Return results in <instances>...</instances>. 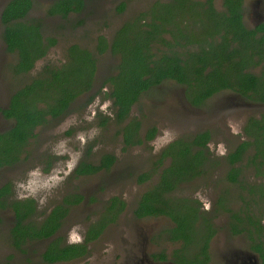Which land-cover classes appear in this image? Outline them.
Returning <instances> with one entry per match:
<instances>
[{"label":"trees","instance_id":"16d2710c","mask_svg":"<svg viewBox=\"0 0 264 264\" xmlns=\"http://www.w3.org/2000/svg\"><path fill=\"white\" fill-rule=\"evenodd\" d=\"M33 2L34 0H6L1 11L0 20L3 27L1 38L6 44V51L15 56L14 62L8 64L13 76L28 73L33 69L35 62L47 54L48 47L57 41L56 37L45 35L44 17H28ZM83 6L84 0H50L45 13L49 17L57 15L66 17L69 12L79 13ZM83 9L85 10L86 6ZM128 26L127 23L116 30L110 45L107 38L102 33L99 34L93 48L95 52L77 43L69 45L64 62L43 66L36 75L15 89L10 96L8 107L0 108L3 117L12 121L8 128L0 132V168L12 166L27 158V146L31 139L39 135L38 130L66 114L76 99L89 95L96 82L99 57L108 52L109 48L112 53L120 55L121 62L115 65V69L113 68L115 72L108 74L100 86L102 88L106 83L109 84L110 91L106 92L105 96L112 99V120L117 127L116 133L121 135L124 149L141 144L145 139L154 136L156 132L154 126H148L141 132V120L131 116V110L133 104L139 101L141 91L156 85L163 76L172 77L173 72L166 71L162 75L156 62L150 64L151 61L145 58L144 48L148 52L151 51L149 44L153 38L147 36L138 38L139 34L136 32L129 38L126 35ZM96 94L97 92H92L86 104L90 103ZM98 116H100L98 124L102 127L107 126L111 120V117L100 113ZM252 129L255 131V128ZM254 131L247 130L252 136ZM209 139L210 134L207 130L199 131L196 134L179 137L164 147L158 154L157 161H154V164H157L156 169L159 168L161 172L156 182L138 198L133 210L138 218L168 216L176 224L171 228L175 233L172 238L181 241L182 249H187L186 245L191 244V238L197 236L195 248L201 252L197 250L189 257L183 253L175 255V260L184 264L201 263L200 257L205 255L204 251L208 246V237L205 233L213 234L216 231L212 219L201 211V204L197 199L175 194L183 183L203 175L208 170L206 167L210 166L211 160L205 155V147ZM252 144V141L239 144L230 151L227 158L231 165L226 171L225 178L229 183L236 184L246 191L244 193L246 197L242 196V193L238 195L244 205H239L237 209L228 207L231 201L224 196L226 191L221 190L215 210L230 213V231L234 234L245 233L247 248L256 251L261 263L264 264V218H262L264 214L260 215L261 211L264 212V142L256 148L253 145L255 153H251L245 163L246 167L254 168L255 175L261 178L259 183L249 182L243 175L241 178V169L232 165L240 162V155ZM87 153L89 155V152ZM115 161V155L107 152L102 153L96 161L86 156L78 162L69 177L76 179L81 175L110 170ZM49 166L47 165L44 170L48 171ZM151 175L149 171L142 172L137 180L141 183L146 182ZM10 195L11 185L6 182L0 187V208H9L12 211L14 223L9 229V236L11 243L18 248L35 239L52 235L69 215L72 205L84 200V195L77 188L70 189L40 221H35L37 214L35 200L33 198L18 200L9 197ZM124 207L123 199L118 196L111 197L99 219L89 225L83 243L61 246L60 238L55 239L42 253L43 260L55 262L85 254L86 243L97 238L107 224L114 222ZM255 208L258 213H254Z\"/></svg>","mask_w":264,"mask_h":264},{"label":"rangeland","instance_id":"374dc122","mask_svg":"<svg viewBox=\"0 0 264 264\" xmlns=\"http://www.w3.org/2000/svg\"><path fill=\"white\" fill-rule=\"evenodd\" d=\"M5 1L0 0V12ZM49 1L34 0L28 17H44L45 35H56L57 42L28 73L13 76L8 64L13 61L14 55H9L3 50L0 39V105L5 103L6 97L14 89L36 75L43 66L64 62L67 45L78 41L93 49L91 40L98 30L109 35L112 28L115 29L114 26L102 27L109 19L105 13L108 4L110 7L109 0H104L103 5L102 2L96 5L97 1L103 0H88L84 13L80 11L71 15V22L46 16L45 9ZM89 13L91 14L88 15ZM130 16H132L130 11L120 13L116 21L117 25ZM78 19L82 21L79 27L74 22ZM112 61V56L107 52L99 57L96 87H99L105 74H110ZM162 88L170 89L171 93L177 92V85L173 81H167ZM102 92L96 94L88 104H86L87 95L76 99L66 114L38 130L39 135L31 139L27 146V158L12 166L0 168V185L4 182L10 183V197L18 200L25 198L35 200L37 204L35 221H40L66 191L78 188L84 192L87 198L85 203L73 207L59 229V234L69 242L81 240L86 226L90 222H95L104 212L103 208L107 206L108 198L116 195L125 202L126 207L117 219L107 225L97 240L90 243L89 255L82 260L63 264H126L131 255H139L142 248L148 256L161 249L166 252L176 249L178 244L166 239L169 237L170 225L167 217L137 218L133 207L143 192L158 178L156 172L159 168L156 169L157 164L155 165L154 161H157L160 151L170 141L178 137H186L190 132H199L208 126L211 128L212 138L205 147V155L211 160L210 166H204L203 168L206 167L208 170L203 175L183 183L175 194L197 199L201 204V211L205 215H210L220 228L212 242L211 264H221L222 257L219 255L223 251L220 250L232 247L246 249L247 241L244 235H231L225 232L224 221L227 214L224 211L212 213L213 202L216 196H218L216 199H219L221 190L226 191L231 201L228 207L237 209L239 205H244L238 195L242 193V196L246 197L244 194L246 191L225 180L226 165L223 164L224 160L221 156L231 150L237 144L240 135H243L242 127L245 119L242 117H245V113L240 115L238 111H225L224 107L218 112L216 107L213 108L218 97L206 104L207 112L204 108L199 113H193L183 107V104L175 98V94L166 101L157 100L154 91L153 96L142 94L139 101L133 105L131 116L140 118L141 132L148 126H154L157 133L153 140H146L124 149L121 135L116 133L117 127L112 120L111 100ZM97 113L111 117L107 126L102 127L98 124L100 118L96 116ZM11 124V120L4 121L0 118V130L6 129ZM89 148L91 150L88 151ZM87 152L92 160H97L102 153H112L116 157L115 164L110 170L101 171L94 176L71 179L70 172L80 159L88 156ZM52 161L50 169L45 171L44 168ZM146 171L152 174L150 179L143 183L138 182V175ZM243 177L249 182L259 180L254 176L251 168L243 170ZM207 201L211 202L210 210L204 208ZM263 214L264 212L261 211L260 215ZM12 216L10 209H0V264H42L38 252L44 242L30 243L23 247V251L15 249L11 244L9 229L13 222ZM197 240V236H194L191 243L197 245ZM136 248H139L137 252H135ZM187 252L190 253L189 250Z\"/></svg>","mask_w":264,"mask_h":264},{"label":"flooded vegetation","instance_id":"af4514ba","mask_svg":"<svg viewBox=\"0 0 264 264\" xmlns=\"http://www.w3.org/2000/svg\"><path fill=\"white\" fill-rule=\"evenodd\" d=\"M109 1L111 2L110 7L109 4L108 6L106 5L107 12H105L107 18L109 16V19L107 20V22H104L102 25L103 28L106 26L115 27V29L112 28L111 33L109 35L102 33L107 38L109 45L114 40L116 30L119 29L122 25L128 23L129 26L126 27L127 28L126 35L129 36V38L132 37L135 32L136 34H139L138 38H140V36H145V37L147 36L149 38L151 37L153 38L149 44L151 51L148 52L147 49L144 48L145 58L148 61L149 60L151 61L150 64L153 65V63L156 62L159 65V69H161L162 75H164L166 71L173 72L172 77L169 78L163 76L156 85H153L151 88L141 91L139 98L141 97L142 94L153 96V91H154L157 94L158 97L157 100L161 99L163 101H166L167 99H170L172 94H175V98H177L183 104V107L186 110L191 111L193 113H199L201 110L205 108L206 104L209 101H212L215 97H218V100L214 102L215 105L213 107V108L216 107L218 112H221L222 108L224 107L225 111H232V112L238 111V114L240 115L245 113V117L244 116L242 117L245 119V122L243 123L244 125L242 127L243 135L242 136L240 135L239 139H237V144L234 147H232L231 150H233L239 144H243L244 142L247 141H252L253 144L251 145V147L245 149L242 152V154L239 157L241 159L240 162L237 161L232 165L239 167L241 169L242 171V173H240L241 178L244 169L251 168L253 170L254 168L252 167H246L245 165L246 160L251 153H255V150L253 151V145L256 148L257 145H262V142H264V129H262L264 128V0H109ZM100 2H102V5L104 4V0H103V1H97L96 5ZM87 3L88 0H84V6H86ZM83 8L82 11L84 13ZM124 11H130L132 16H130L126 21L117 25L116 21L119 18V14ZM74 14L77 13L69 12L66 17H61L58 15L52 17H57L62 21L68 20L71 22L70 16ZM74 22L78 24V27L80 24H82L81 19L80 20L78 19V21H74ZM0 27L2 31L3 27L1 25V20H0ZM78 27L77 30L79 31ZM101 32H102L101 30H98V33L93 37V40H91L93 44V48L94 46H96L97 36L101 34ZM53 36L55 37L56 35ZM0 39H1V44L3 46V50H5V52L9 55L13 54V53H8L6 51V44L4 43L2 38ZM55 44L56 43L49 46L48 51ZM77 44L82 47L89 48V45L84 46L78 41ZM69 45H67L66 50ZM92 50L93 52H95L94 49ZM107 53L111 55L113 59L112 61L113 65L110 72L111 74L115 72L114 70L115 65L121 62V58L120 55L112 53L110 48ZM14 60H15V56L12 62H14ZM98 74H99V70L97 68L96 82L92 90L89 92V95L92 94V92H97V94H99L102 91H103L102 93L106 95V92L110 91L108 83H106L102 88L100 86L104 78L109 73L103 76L99 84V87H96L98 82L97 81ZM167 81H173L174 84L177 85L176 93L173 92L171 93V90L168 88L166 89L162 88V85ZM14 91L15 89L11 92V94L8 97H6L7 99L5 103L2 102L3 104L0 105V108L3 109L8 107V104L10 102V96ZM158 93L160 94L158 95ZM202 95L203 97H201ZM109 99L111 100V104H112V99L111 98ZM96 116L99 117L98 113ZM210 116H208L209 119H211ZM0 118L4 121L11 120V119H5L1 112H0ZM252 126H256V127H252ZM8 127L9 126H7L6 128ZM252 128H255V131ZM206 130L210 134V139L206 143L207 145L209 144L212 138L211 128L208 126L206 129L199 131H206ZM247 130H249L250 132L254 131L253 133L254 135L253 136L250 135L247 132ZM156 133L157 131L155 132L154 136L151 138L152 140L154 139ZM196 133L197 132L194 131V132H190L188 135L196 134ZM151 139H147V140H151ZM176 139L170 141V143L175 141ZM145 141L146 139L143 142ZM231 150H228V152H226L224 155L221 156L224 160L223 164L226 165V168L224 170L225 172L224 178L226 171L231 165L227 160ZM249 150L252 151L249 152ZM88 158L92 160L89 157V155ZM78 162L76 163V165L78 164ZM52 164L53 161L50 164V166ZM72 171L70 172V174L72 173ZM101 171H108V170H100L93 174L81 175L79 176V178L94 176ZM159 172H161L160 169H158L156 172L157 176ZM253 172H254V176L259 179L257 181V183H259L261 181V178L255 175L254 170ZM226 181L228 182V180ZM4 184L5 182L2 183L0 187ZM77 190L84 195V200L83 202L72 205V208L85 203V201L87 200L84 192L79 190L78 188ZM64 194L65 193H63L62 196ZM224 196L228 198L227 193L226 194L224 193ZM216 198H218V196H216ZM216 198L213 202L214 204L212 205V213L213 212L217 213V211L215 210L217 207ZM110 199L111 197L108 198L107 200L108 203ZM55 205L56 203L53 206ZM135 207L136 204L134 205L133 210ZM224 213L227 214L226 220L224 221V230L226 233L233 235L234 233L230 231V227H229L230 213L227 211H224ZM254 213H258L256 208L254 209ZM67 216L63 219L62 224L65 222ZM206 216L210 217V215H206ZM146 217H167L170 220V225L168 226L169 237L166 239L169 241L176 242L178 246L176 249L167 252L161 249L159 252L151 253L149 256L144 252L143 250L144 248H142L139 255L137 254L131 255L132 257L128 260L126 264H184L177 262L175 260L176 254L180 255L183 253L184 255L189 257L193 253L197 252V250L201 252V250L195 248L197 246L196 243H191L189 245L187 244L186 245L187 249L181 248V241L180 240L175 241L176 239L172 238L175 233L171 231V228L175 227L176 224L168 216L159 215V216H146ZM146 217H141V218H146ZM210 218L213 219L212 217ZM12 219L14 220L13 216ZM212 222L215 225L216 231L213 234L210 232L205 233V236L208 237V246L204 251L205 255H202L200 257L201 260L200 264H211L213 261L212 242L220 228L217 227V225L214 223L213 220ZM13 223L14 222L11 223L10 228L13 226ZM91 223L92 222H90L86 226V229L83 231L81 235L82 238L78 242H69L59 234V229H61L62 227L61 224V226L52 235L46 238L35 239L31 242L21 245L19 248L13 245L12 243L11 244L15 249L23 251L24 250L23 247L29 245L30 243L44 242L42 249L38 252L42 264H63V263L73 262L75 260H82L86 258L90 253V243L97 240L101 236L107 225H109L110 223L105 226V228L98 235L97 238L86 243V252L81 256H76L71 259L49 262L43 260L42 253L45 252V250L48 247V244L51 241L58 238H60L59 244L61 246L67 244H73V243H83L87 229ZM235 234L238 235L242 234L246 238L245 233H235ZM137 250H139V248H136L135 252H137ZM187 250H189L190 253H188ZM220 251H223L220 253L221 255H219L222 257L221 264H262L259 254L256 251L248 249L247 244H246V249L232 247V248H225ZM244 251L253 253L254 255H256L258 259L255 261L254 258H247L244 256L242 257L241 254Z\"/></svg>","mask_w":264,"mask_h":264},{"label":"water","instance_id":"95a60500","mask_svg":"<svg viewBox=\"0 0 264 264\" xmlns=\"http://www.w3.org/2000/svg\"><path fill=\"white\" fill-rule=\"evenodd\" d=\"M1 131H2V130H0V132H1ZM241 256H242V257L244 256V257H247V258H254L255 261L258 259V258L256 257V255H254L253 253L247 252V251L242 252Z\"/></svg>","mask_w":264,"mask_h":264},{"label":"clouds","instance_id":"9594fccd","mask_svg":"<svg viewBox=\"0 0 264 264\" xmlns=\"http://www.w3.org/2000/svg\"><path fill=\"white\" fill-rule=\"evenodd\" d=\"M221 154H223V153H221ZM204 208H205V210H210V208H211V202H210V201H207V202L204 204Z\"/></svg>","mask_w":264,"mask_h":264}]
</instances>
